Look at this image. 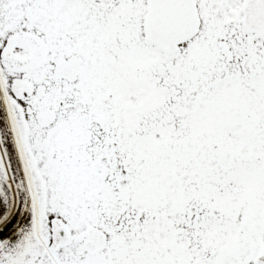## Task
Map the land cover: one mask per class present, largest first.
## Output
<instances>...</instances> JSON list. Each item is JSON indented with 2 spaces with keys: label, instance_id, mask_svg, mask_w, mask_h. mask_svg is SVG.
Instances as JSON below:
<instances>
[{
  "label": "snow or ice",
  "instance_id": "obj_1",
  "mask_svg": "<svg viewBox=\"0 0 264 264\" xmlns=\"http://www.w3.org/2000/svg\"><path fill=\"white\" fill-rule=\"evenodd\" d=\"M0 264H264V0H0Z\"/></svg>",
  "mask_w": 264,
  "mask_h": 264
}]
</instances>
